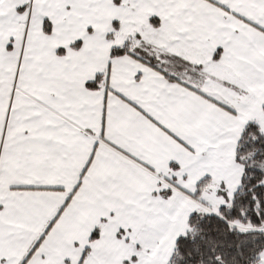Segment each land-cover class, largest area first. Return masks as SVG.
<instances>
[{"label":"snow or ice","instance_id":"snow-or-ice-1","mask_svg":"<svg viewBox=\"0 0 264 264\" xmlns=\"http://www.w3.org/2000/svg\"><path fill=\"white\" fill-rule=\"evenodd\" d=\"M0 264H264V0H0Z\"/></svg>","mask_w":264,"mask_h":264}]
</instances>
